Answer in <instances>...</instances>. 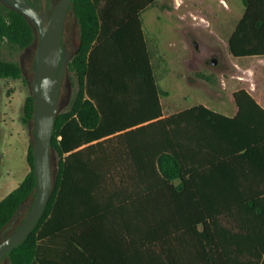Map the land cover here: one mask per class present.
Masks as SVG:
<instances>
[{
    "label": "trees",
    "instance_id": "trees-1",
    "mask_svg": "<svg viewBox=\"0 0 264 264\" xmlns=\"http://www.w3.org/2000/svg\"><path fill=\"white\" fill-rule=\"evenodd\" d=\"M154 1L71 0L76 90L56 115L53 188L37 224L4 256L10 264H264V187L250 184L264 108L239 88L232 117L202 104L164 115L140 17ZM242 2L230 52L264 55V0ZM35 38L33 22L0 0V45L23 49ZM1 77L24 78L0 49ZM33 113L28 93L30 168L0 199V240L35 195Z\"/></svg>",
    "mask_w": 264,
    "mask_h": 264
},
{
    "label": "rangeland",
    "instance_id": "rangeland-1",
    "mask_svg": "<svg viewBox=\"0 0 264 264\" xmlns=\"http://www.w3.org/2000/svg\"><path fill=\"white\" fill-rule=\"evenodd\" d=\"M226 7L235 8L230 11ZM243 10L244 4L241 0H158L151 7L147 6L141 11L142 28L146 35L151 54L150 61L164 108L168 96L173 98L172 104L184 105L192 99L182 97L185 92L184 86L200 89L199 95H196L199 98L196 97L195 101L226 99L235 88L233 80L248 81L251 85H257L260 92L262 74L258 62L264 58H255V61L249 57L236 58L230 52L225 38L230 28V31L233 30V25ZM64 29L65 32H73L75 45L78 46L79 24L72 14L67 16ZM35 36L34 44L27 48L17 49L4 43L0 45L6 58L18 61L24 77H1L0 94H7L13 88H22L26 95L31 93L30 82L38 41L36 27ZM211 58H215L216 63L212 64ZM244 63L252 70L246 69ZM253 68L256 71H253ZM75 90V77L66 65V74L58 100L59 110L69 106ZM10 133L11 128L7 135L0 139V172L3 179L5 178L2 186L0 185V198L28 169L27 161L20 158L21 154H17L18 145L11 143ZM56 165L57 156L52 153L54 172ZM28 204L22 207L15 218L9 234L26 216L30 206V203ZM0 264H10L9 259L4 257Z\"/></svg>",
    "mask_w": 264,
    "mask_h": 264
},
{
    "label": "water",
    "instance_id": "water-1",
    "mask_svg": "<svg viewBox=\"0 0 264 264\" xmlns=\"http://www.w3.org/2000/svg\"><path fill=\"white\" fill-rule=\"evenodd\" d=\"M6 4L22 12L35 24L38 41L34 57L33 76L30 82L34 99L32 133L34 144L35 195L22 222L0 240V260L18 245L34 228L40 219L50 192L54 185L55 172L52 168L51 138L56 115L59 111L58 100L66 74V58L63 55L62 34L66 12L71 0H59L48 15L45 10L40 14L27 0H3ZM211 63H216L211 58Z\"/></svg>",
    "mask_w": 264,
    "mask_h": 264
},
{
    "label": "crops",
    "instance_id": "crops-1",
    "mask_svg": "<svg viewBox=\"0 0 264 264\" xmlns=\"http://www.w3.org/2000/svg\"><path fill=\"white\" fill-rule=\"evenodd\" d=\"M157 1L158 0H155L153 3H151L148 6L151 7V5L156 3ZM234 8L235 7H228V8L226 7V9H229L230 11L234 10ZM244 10H245V6H244ZM244 10H243L241 16L239 17V19L242 17ZM239 19L233 25L234 28H235L236 24L238 23ZM234 28H233V30H234ZM230 30H231V28H230ZM230 30H229V33L227 34V36L225 37V38H227V42H229V38L233 32V30L232 31H230ZM145 38H146V35H145ZM146 44L148 47L147 41H146ZM148 52H149V47H148ZM149 56L151 59L150 52H149ZM245 57L252 58L253 61H255L254 60L255 58H259V57L264 58V55L245 56ZM236 58H244V57H236ZM258 63L260 65V70H261V74H262V82H261L260 92H259L257 85H251V83L248 81L233 80L235 88L232 89L230 95L226 99L218 100V101H208V100L202 101L201 99H199V101H195L196 97H198L196 95H199L200 89L195 88V87L186 88L184 86L185 92H184L182 97L184 99L186 97H190L192 99L190 101H188V103L186 102V104H184V105H181L178 103L172 104L174 102L172 100L173 98L168 96L167 97L168 98L167 104H166L165 108H164L163 103L161 101L163 114L169 115V114L178 112L180 110H184V109L190 108L192 106L202 104V105H204V106H206V107H208V108H210L216 112H219V113L224 114L226 116L232 117L237 113V110H238L237 103L233 99V92L239 88L246 89L260 103V105L264 108V59L259 61ZM243 66H245L246 69L249 68V65L247 63H244ZM249 70H252V68L250 67ZM253 71H256L255 68H253ZM219 93H221V92H219ZM25 96H26V93L24 92V90L22 88H13V90H11V92H9L7 94H5V93L0 94V139L4 138L7 135L9 128H11V133H10L11 143L15 146L18 145L16 147L17 154H21L20 158L22 160L27 161V151H28V146H29V142H30V132H29V129L21 121L23 101H24ZM7 98H8V101H7ZM258 133L260 134V132H258ZM220 134L223 137L225 136L224 131H221ZM260 138H261L259 140L260 141V149H259L257 155L255 156L254 160H252V164L254 166V169H255V171L258 172V178H252L250 180V184L253 187H255V186L264 187V131L262 132V137L260 136ZM222 140H221L222 141L221 142L222 147H226V146L231 147L230 141H229V143H227L224 141V139H222ZM221 156H222V161L224 162V164H223L224 167H228L230 170L233 167H236L233 164L232 160H230V156L227 157L226 152L222 153ZM0 160H1V154H0ZM27 163H28V161H27ZM29 168L30 167L28 164V169H27L26 173L28 172ZM25 174L23 175V177L19 181H15V183L10 187L9 191H7L1 198H3L8 192H10L12 189H14L22 181ZM4 180H5V178L3 179V174L0 172V185L1 186H2V183L4 182ZM213 203H216V201H213ZM224 218H226V217L225 216L221 217V219H224ZM200 262H201V260L199 259V257L188 259V260H186L184 258L182 261L183 264H201Z\"/></svg>",
    "mask_w": 264,
    "mask_h": 264
},
{
    "label": "flooded vegetation",
    "instance_id": "flooded-vegetation-1",
    "mask_svg": "<svg viewBox=\"0 0 264 264\" xmlns=\"http://www.w3.org/2000/svg\"><path fill=\"white\" fill-rule=\"evenodd\" d=\"M27 1H29L31 3V5L36 7V9L38 10V12L40 14H43V11L45 10V12L48 15L51 14V12L55 8L56 4L59 2V0H27ZM71 14L74 16V18H76L74 13H73V10H72V4L70 3L69 8L66 12L65 20H66L67 16L71 15ZM65 20H64V24H65ZM75 44L76 43H75V39L73 37V32L72 31L65 32L64 25H63V34H62L63 50H62V52H63L64 57L66 58V65H67V62L76 53V51L78 49V46H76ZM9 229H10V227H9ZM9 229H7L5 231V236L9 234ZM3 233H4V231H3ZM2 238H4V234H2Z\"/></svg>",
    "mask_w": 264,
    "mask_h": 264
}]
</instances>
